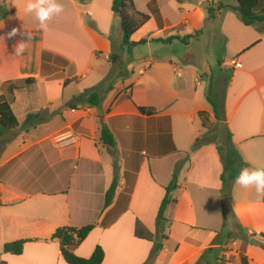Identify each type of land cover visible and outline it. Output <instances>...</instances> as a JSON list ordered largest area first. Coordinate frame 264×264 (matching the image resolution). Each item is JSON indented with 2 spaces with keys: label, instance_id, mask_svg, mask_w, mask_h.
Masks as SVG:
<instances>
[{
  "label": "crops",
  "instance_id": "0c3cea01",
  "mask_svg": "<svg viewBox=\"0 0 264 264\" xmlns=\"http://www.w3.org/2000/svg\"><path fill=\"white\" fill-rule=\"evenodd\" d=\"M58 2L64 11L41 31L22 0H0V96L9 97L7 82L36 80L14 90L18 127L0 136V262L67 264L52 234L93 226L75 254L89 258L100 245L102 264H196L211 248L222 249L225 264H242V256L247 264H264L263 248L249 242L264 245V197L234 182L224 217L223 164L198 117L205 111L215 120L206 107L211 89L220 105L218 123L232 134L242 160L264 167V23L243 24L236 1L175 3L166 14L160 0H134L151 18L131 41L147 42L121 49V28L113 36L120 24L113 0ZM207 2L229 8L208 18ZM13 28L18 34L8 38ZM25 32L32 38L16 56L14 45L27 40ZM171 36L192 37L187 44L154 41ZM44 53L52 58L44 62ZM101 83L99 106L75 101ZM138 107L155 112L144 115ZM102 128L112 133L113 146L102 143ZM178 165L175 202L165 211L167 238H136L137 221L156 234L165 188ZM231 217L244 238H232ZM16 240H27L23 253H4V245Z\"/></svg>",
  "mask_w": 264,
  "mask_h": 264
},
{
  "label": "trees",
  "instance_id": "16d2710c",
  "mask_svg": "<svg viewBox=\"0 0 264 264\" xmlns=\"http://www.w3.org/2000/svg\"><path fill=\"white\" fill-rule=\"evenodd\" d=\"M236 7L234 8L239 16L240 20L246 26H253L256 24L264 23V0H235ZM227 5L223 3H206V11L208 14V18H215L217 15L221 14L222 11L228 9ZM152 9L154 11V16L159 28L163 27L162 17L156 8L154 2H152ZM112 11L113 13L120 19V28L122 32V43L121 49L125 47H133L145 44L147 40H141L139 42H132L131 37L140 30L144 25H146L150 20V15L145 14L143 12L138 11L135 8L134 0H113L112 2ZM192 36L179 37V36H171L167 39H154V41L159 42H172L173 40H179L182 43H188ZM52 54L44 53L43 61L51 59ZM118 56L116 54H112V60H117ZM123 68L124 65L122 64ZM71 80L65 82L67 84ZM36 82L33 78L17 80L15 82H7L5 83L6 91L9 94V97L4 95L0 96V136L3 135L6 131H12L18 127V121L16 119L15 114L12 110V102H13V92L16 89H23L33 85ZM102 84L98 85V87L93 89L85 90L75 101L78 103L85 102L91 106H99L101 103L100 92L102 89ZM207 100L210 103L214 118L218 122L220 117V105L211 96V89L207 94ZM68 106L74 107L73 103H69ZM139 111L144 115L154 114V110L138 107ZM198 117L201 120L203 128L206 130V135L204 137L207 138L211 136L212 133H209L210 125H209V113L202 111L198 113ZM217 131L214 130L213 133ZM101 141L105 145L113 146L114 138L112 133L107 128H102ZM208 142V141H205ZM212 142V141H210ZM215 142V141H213ZM202 143H197L195 148L199 147ZM216 148L219 153L220 159L223 164V171L221 174L222 181V198H223V215L227 217V209L231 201V193L233 184L236 180V177L239 174L241 168L247 167V164L242 160L241 155L237 151L233 140L232 134L227 129L226 130V141L225 144L220 145L216 143ZM180 169V165L177 166L176 171L173 175V178L170 184L165 188L166 194L161 202L157 219H156V234L150 233L144 225L137 221L135 225V237L139 239H144L148 241H155L156 237H161V239H166L167 237L164 235L165 227L169 222L165 217V211L168 206L175 202L172 197V193L178 188V171ZM117 187V179H114L109 191L106 194L105 205H109L112 202L114 192ZM228 205V206H227ZM93 226H85L81 228H73V227H60L56 229V231L52 234L51 240L56 241L59 245V249L62 255V258L67 264H102L104 260V250L100 245H97L89 258H82L75 254V250L78 246L82 244V242L88 237L90 232L93 230ZM27 240H16L12 242H8L4 245L3 252L6 254L13 255H21L23 253L24 245ZM251 245L261 246L264 250V245L258 243L254 239L250 241ZM161 244L156 247V253L159 251ZM222 252V249H208L205 251L198 262L196 264H225L227 259L224 256H220L219 253ZM150 261H153V257ZM242 264H247L246 258L241 257ZM151 263V262H150ZM0 264H6V262L1 261Z\"/></svg>",
  "mask_w": 264,
  "mask_h": 264
},
{
  "label": "clouds",
  "instance_id": "9594fccd",
  "mask_svg": "<svg viewBox=\"0 0 264 264\" xmlns=\"http://www.w3.org/2000/svg\"><path fill=\"white\" fill-rule=\"evenodd\" d=\"M25 14H33L38 21V27L41 31H47L49 22L64 11V6L58 0H22ZM17 9L18 5L13 4ZM18 29L13 28L8 33V38L15 37ZM27 37L14 45V55L21 56L28 47V41L31 40L29 32L21 33ZM235 183L244 189H254L256 194L264 197V167H244L239 171Z\"/></svg>",
  "mask_w": 264,
  "mask_h": 264
},
{
  "label": "rangeland",
  "instance_id": "374dc122",
  "mask_svg": "<svg viewBox=\"0 0 264 264\" xmlns=\"http://www.w3.org/2000/svg\"><path fill=\"white\" fill-rule=\"evenodd\" d=\"M139 2H142V1H146V0H138ZM161 1V6L163 7L164 11L167 13L170 12V7L173 5L175 6V3H178V4H188V3H191V2H199V0H160ZM221 1H224V2H235V0H221ZM2 7H5L4 4L2 3L1 4ZM114 16L116 17L117 19V16L114 14ZM119 19V18H118ZM117 25H115V29H114V32H113V36L114 38L117 37L119 35L120 32V24H119V20H117ZM118 38V37H117ZM212 48L213 49H216V46L215 44L212 45ZM218 48V46H217ZM116 52H119L120 49L118 46H116L115 48ZM201 55H202V52H201ZM216 66L217 65H214V72L217 71L216 69ZM203 77H208L207 74H204ZM209 92V90H208ZM207 92V93H208ZM206 107L212 111V107L210 105V103H206ZM209 118H210V121H209V125H210V129H209V133H212L211 136L207 137L206 139L209 140V141H215L216 143H219L220 145H223L225 144V141H226V127L224 124L222 123H218L217 121H215L214 119L211 118V115H209ZM216 130L217 132L213 133V131ZM228 206V205H227ZM229 227L232 229V238H244L245 236L243 235V232L237 228V223H236V220L234 219V217H231L229 219ZM245 233V232H244ZM246 242V240H244Z\"/></svg>",
  "mask_w": 264,
  "mask_h": 264
},
{
  "label": "built area",
  "instance_id": "2783aa9c",
  "mask_svg": "<svg viewBox=\"0 0 264 264\" xmlns=\"http://www.w3.org/2000/svg\"><path fill=\"white\" fill-rule=\"evenodd\" d=\"M237 69H240L241 68V65L240 64H236L235 65Z\"/></svg>",
  "mask_w": 264,
  "mask_h": 264
},
{
  "label": "water",
  "instance_id": "95a60500",
  "mask_svg": "<svg viewBox=\"0 0 264 264\" xmlns=\"http://www.w3.org/2000/svg\"><path fill=\"white\" fill-rule=\"evenodd\" d=\"M204 78V77H203ZM208 77H205L204 80H206ZM206 88H208V85L206 84Z\"/></svg>",
  "mask_w": 264,
  "mask_h": 264
}]
</instances>
